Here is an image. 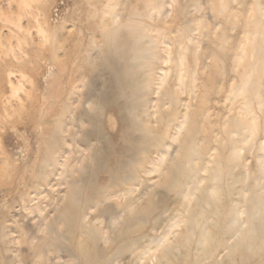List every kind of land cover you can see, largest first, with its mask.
<instances>
[{
    "label": "rangeland",
    "instance_id": "obj_1",
    "mask_svg": "<svg viewBox=\"0 0 264 264\" xmlns=\"http://www.w3.org/2000/svg\"><path fill=\"white\" fill-rule=\"evenodd\" d=\"M0 264H264V0H0Z\"/></svg>",
    "mask_w": 264,
    "mask_h": 264
}]
</instances>
